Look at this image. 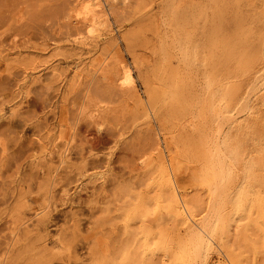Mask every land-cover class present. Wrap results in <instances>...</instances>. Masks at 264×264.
<instances>
[{
    "label": "rangeland",
    "instance_id": "rangeland-1",
    "mask_svg": "<svg viewBox=\"0 0 264 264\" xmlns=\"http://www.w3.org/2000/svg\"><path fill=\"white\" fill-rule=\"evenodd\" d=\"M88 1L0 0V264H264V0Z\"/></svg>",
    "mask_w": 264,
    "mask_h": 264
},
{
    "label": "bare ground",
    "instance_id": "bare-ground-1",
    "mask_svg": "<svg viewBox=\"0 0 264 264\" xmlns=\"http://www.w3.org/2000/svg\"><path fill=\"white\" fill-rule=\"evenodd\" d=\"M211 1H212V0H211ZM86 2H87V1H86ZM121 3H122V2H121ZM85 4H87V3H85ZM86 6H87V5H86ZM89 8H93L94 12H93V11L91 12L90 10H88ZM85 9H86V10H85V14H84V13H83V14L86 15V16L84 17V19H86L87 22H85L83 25H91L92 22L94 23L93 20L95 19V17H94V16L96 15L95 13H97V14H98V13H101V14H102V12H103L102 9H101L100 1H99V0H89V1H88V6H87V8H85ZM83 11H84V10H83ZM86 11H87V12H86ZM105 11H106V10H105ZM107 12H108V11H107ZM107 12H106V14H107ZM89 13H90V14H89ZM79 14H81L80 16L83 17L82 12L79 13ZM89 15H91V17L88 18ZM96 16H97V15H96ZM187 17H188V16H187ZM77 18H78V17L76 16V19H77ZM100 19H101V18H100ZM96 20H97V19H96ZM102 20H103V19H102ZM186 20H187V18H186ZM77 21L79 22V20H77ZM92 27H93V26H92ZM92 27L89 26V29L91 28L89 36H92V35L94 34V29H93ZM243 27H244V24H243ZM78 31H79V30H78ZM243 32H244V31H243ZM211 33H212V32H211ZM235 33H236V32H235ZM240 33H241V32H240ZM197 34H198V32H197ZM208 35H209V34H208ZM213 35H214V33H213ZM190 36H192V35H190ZM210 36H212V35H210ZM216 36H217V35H216ZM238 36H239V35H238ZM244 36H246V39H247V38H248L247 36H249V34H248V35H247V34H246V35L244 34ZM96 37H97V35H96ZM96 37H95V38H96ZM185 37L187 38V35H186ZM195 37H196V36H195ZM195 37H194V35H193V38H195ZM213 37H214V36H213ZM241 37H242V34H241ZM251 37H253L252 34H251ZM80 38H81V37H80ZM95 38H94L93 40H95ZM186 38H185V39H186ZM196 38H197V37H196ZM209 38H211V37H209ZM242 38H245V37H242ZM259 38H260V37H259ZM261 38H263V37H261ZM261 38H260V39H261ZM81 39H83V38H81ZM81 39H80V40H81ZM90 39H91V38H90ZM90 39H89V40H90ZM246 39H245V40H246ZM86 40H87V39H86ZM193 40H194V39H193ZM208 40H209V39H208ZM238 40H242V39H241V38L239 39V37H238V38H237V41H238ZM256 40H257V38H256ZM82 41H83V40H82ZM84 41H85V40H84ZM191 41H192V40H191ZM197 41H198V39H197ZM212 41H214V40L212 39ZM231 41H232V40H231ZM235 41H236V40H235ZM237 41H236V42H237ZM242 41H244V40H242ZM261 41H262V40H261ZM75 42L77 43V40H76ZM80 42H81V41H80ZM92 42H93V41H92ZM207 42H209V41H207ZM245 42H246V41H245ZM81 43H82V42H81ZM87 43H88V42H87ZM90 43H91V42H90ZM180 43H181V42H180ZM189 43H190V42H189ZM78 44H79V43H78ZM84 44H85V43H84ZM181 44H182V43H181ZM184 44H185V43H184ZM194 44H195V43H194ZM218 44H219V43H218ZM232 44H233V43H232ZM238 44H239V42H238ZM238 44H236L237 47H238V46L240 47L241 44H239V45H238ZM242 44H243V42H242ZM256 44H258V42H257ZM256 44H255V45H256ZM259 44H260V43H259ZM81 45H82V44H81ZM85 45H86V44H85ZM176 45H177V44H176ZM185 45H188V43L185 44ZM189 45H190V44H189ZM191 45H192V44H191ZM208 45H209V44H208ZM225 45H226V44H225ZM244 45H245V44H244ZM248 45H249V44H248ZM252 45H253V44H252ZM252 45L250 46L251 49H253V50L250 49L251 51L255 52V51H254L255 49L258 50V48H255V47L252 48ZM86 46H87V45H86ZM198 46H199V45H198ZM246 46H247V44H246ZM258 46H259V45H258ZM258 46H256V47H258ZM222 47H224V46L222 45ZM229 47H230V46H229ZM229 47H226V48H229ZM241 47L243 48L242 45H241ZM248 47H249V46H248ZM211 48H212V47H211ZM224 48H225V47H224ZM233 48H234V53H235V48H236V47H233ZM259 48H260V46H259ZM187 49H188V48H187ZM191 49H192V48H191ZM209 49H210V48H208L207 51H209ZM244 49H245V48H244ZM244 49H242V50H244ZM248 49H249V48H248ZM213 50H214V49H213ZM213 50H212V51H213ZM229 50H230V48H229ZM229 50H228V51H229ZM239 50H240V48H239L237 51H239ZM228 51H227V52H228ZM259 51H260V50H259ZM197 52H198V51H197ZM209 52H210V51H209ZM231 52H233L232 49H231ZM241 52L243 53V51H241ZM241 52H239V53L241 54ZM245 52L247 53L248 51L245 50ZM245 52H244V53H245ZM249 52H250V51H249ZM257 52H258V51H256V53H257ZM187 53H190V52H187ZM210 53H211V52H210ZM210 53H209V54H210ZM215 53H216V52H215ZM224 53H225V49H224ZM228 53H229V52H228ZM239 53H237V55H239ZM246 53H245V55L247 56ZM250 53H251V52H250ZM256 53H253V55H255ZM258 53H259V52H258ZM179 54H180V52H179ZM212 54H213V53H212ZM230 54H231V53H230ZM197 55H198V54H197ZM205 55H206V54H205ZM223 55H224V54H223ZM228 55H229V54H228ZM231 55H233V54H231ZM231 55H230V56H231ZM245 55H244V56H245ZM251 55H252V54H251ZM257 55H258V54H257ZM257 55H256V56H257ZM181 56H182V55H181ZM188 56H189V54H188ZM213 56H214V55H213ZM216 56H217V55L215 54V57H216ZM220 56L222 57V55H220ZM220 56H219V57H220ZM239 56H240V55H239ZM244 56L242 55V58H243ZM246 56H245V57H246ZM210 57H211V56H210ZM215 57H214V58H215ZM224 57H225V56H224ZM231 57L234 58V56H231ZM236 57H237V56H236ZM248 57H250V55H249ZM253 57H255V56H253ZM187 58H188V57H187ZM207 58H208V56H207ZM216 58H218V56H217ZM216 58H215V60H216ZM226 58H227V57H226ZM251 58H252V57H251ZM256 58H257V57H256ZM256 58H255V59H256ZM259 58H260V57H259ZM261 58H263V57H261ZM183 59H184V57H183ZM189 59H190V58H189ZM209 59H210V58H209ZM221 59H222V58H221ZM239 59H240V58H239ZM243 59H244V60H243ZM243 59H242V60H243L244 62H246V61H245V58H243ZM246 59H247V57H246ZM252 59H253V58H252ZM252 59H251V60H252ZM185 60H186V58H185ZM211 60H213V59L211 58ZM211 60H210V61H211ZM224 60H225V58H224ZM224 60L222 59V61H224ZM234 60H235V58H234ZM237 60H238V59H237ZM242 60H241V61H242ZM253 60H254V59H253ZM253 60H252L251 62H253ZM210 61H208L207 63H210ZM216 61H217V60H216ZM219 61H220V60H219ZM225 61H226V60H225ZM225 61H224V62H225ZM227 61H228V60H227ZM238 61H239V60H238ZM243 61H242V62H243ZM247 61L250 62V59L247 60ZM188 62H189V61H188ZM188 62H187V63H188ZM194 62H195V61H194ZM217 62H218V61H217ZM244 62H243V63H244ZM219 63L222 64L221 61H220ZM219 63H217V64H219ZM231 63H232V62H231ZM205 64H206V63H205ZM210 64H211V63H210ZM217 64H216V66H217ZM225 64H227V63H224V65H225ZM237 64H239V62H237ZM241 64H242V63H241ZM248 64H249V63H248ZM222 65H223V64H222ZM222 65H221V66H222ZM224 65H223V67L226 66V65H225V66H224ZM235 65H236V64H235ZM252 65H253V64H252ZM184 66H185V65H184ZM188 66H189V65H188ZM211 66H212V65H211ZM238 66H239V65H238ZM240 66H241V65H240ZM247 66H248V65H247ZM250 66H251V65H250ZM122 67H123L122 70H123L124 73H123V77H122L121 82H120V86H121V87H129V86L132 85L131 72H130V70H129L127 67L124 66V64H123ZM186 67H187V66H186ZM217 67H219V65H218ZM230 67H231V65H230ZM248 67H249V66H248ZM208 68H209V64H208ZM227 68H228V67H227ZM240 68H241V67H240ZM240 68H239V69H240ZM243 68H245V67H243V65H242V68H241V69H243ZM120 69H121V68H120ZM184 69H185V68H184ZM189 69H190V68H189ZM189 69H188V70H189ZM209 69H211V68H209ZM216 69H217V68H216ZM222 69H224V68H221V70H222ZM241 69H240V71H243V70H241ZM190 70H191V69H190ZM190 70H189V72H190ZM219 70H220V67H219L217 73L219 72ZM232 70H233V69H232ZM236 70H237V68H236ZM182 71H183V70H182ZM186 72H187V71H186ZM186 72H185V74H186ZM190 73H191V72H190ZM215 73H216V72H215ZM217 73H216V75H217ZM243 73H244V72H243ZM219 74H220V73H219ZM221 74H222V73H221ZM189 75H190V74H189ZM211 75H212V74H211ZM224 75H225V74L223 73V76H224ZM246 75H247V74H246ZM183 77H185V76H183ZM214 78H215V76H214ZM178 79H179V78H178ZM184 79H185V78H184ZM212 79H213V78H212ZM182 80H183V79H182ZM213 80H214V79H213ZM189 81H190V80H189ZM179 82H180V80H179ZM182 82H183V81H182ZM234 82H235V81H234ZM206 83H207V82H206ZM225 83H226V82H225ZM242 83H243V82H242ZM240 84H241V81H240ZM240 84H239V85H240ZM180 85H181V84H180ZM199 85H200V84H199ZM221 85H222V84H221ZM232 85H233V84H232ZM184 86H185V85H184ZM236 86H237V85H236ZM236 86H235V87H236ZM174 87H175V86H174ZM179 87H180V86H179ZM211 87H212V86H211ZM231 87H232V86H231ZM231 87H230V88H231ZM177 88H178V86H177ZM202 88H203V87H202ZM212 88H213V87H212ZM230 88H229L228 90H230ZM219 89H220V87H219ZM233 89H234V88H233ZM175 90H176V89H175ZM196 90H197V89H196ZM228 90H227V91H228ZM235 90H237V87L235 88ZM238 90H239V89H238ZM177 91H178V90H177ZM179 91H180V90H179ZM231 92H232V91H231ZM234 92H235V91H234ZM196 93H197V92H196ZM211 93H212V92H211ZM228 93H229V92H228ZM208 94H209V92H208ZM225 94H227V93H225ZM206 95H207V93H206ZM206 95H205V96H206ZM232 95H234V94H232ZM176 96H177V95H176ZM211 96H212V95H211ZM230 97H231V96H230ZM174 98H175V97H174ZM233 98H234V97H233ZM244 98H246V97H244ZM195 99H196V98H195ZM204 99H208V97H207V98H204ZM173 100H174V99H173ZM198 100H199V99H198ZM227 100H228V99H227ZM242 100H243V99H242ZM242 100H241V101H242ZM201 101H202V100H201ZM229 101H230V100H229ZM178 102H179V99H178ZM204 102H205V101H204ZM204 102H203V104H204ZM206 102H208V101H206ZM212 102H213V101H212ZM225 102H226V101H225ZM230 102H232V101H230ZM227 103H228V102H227ZM174 104H176V103L174 102ZM179 104H180V103H179ZM198 104H199V103H198ZM200 104H201V102H200ZM207 104H208V103H206L205 105H207ZM229 104H230V103H229ZM212 105H213V104H212ZM212 105H211V106H212ZM182 106H183V104H182ZM189 106H190V105H189ZM202 106H203V105H202ZM228 106H230V105H228ZM180 107H181V106H180ZM186 107H187V106H186ZM205 107H206V106H205ZM207 107H208V106H207ZM178 108H179V107H178ZM187 108H188V107H187ZM198 108H199V107H198ZM203 108H204V107H203ZM241 108H242V107H241ZM176 109H177V108H176ZM207 109H208V108H207ZM207 109H206L205 112H207ZM227 109H228V107H227ZM243 109H244V108H243ZM181 110H182V109H181ZM186 110H187V109H186ZM201 110H203V109H201ZM236 110H237V109H236ZM240 110H241V109H240ZM203 111H204V110H203ZM215 111H216V109H215ZM185 112H186V111H185ZM238 112H239V111H238ZM215 113H216V112H215ZM215 113H214V114H215ZM228 113H229V112H228ZM222 114H223V113H222ZM222 114H221V115H222ZM236 115H237V114H236ZM225 116H227V115H225ZM225 116H224V117H225ZM220 118H221V117H220ZM220 118H219L218 120H221ZM207 119H208V118H207ZM207 119H206V120H207ZM232 120H233V119H232ZM223 121H224V120H223ZM205 122H206V121H205ZM224 122H225V121H224ZM217 123H218V122H216V124H217ZM219 123H221V122H219ZM205 124H206V123H205ZM223 124H224V123H223ZM214 125H215V124H214ZM217 126H219V125H217ZM203 127H204V126H203ZM203 127H202V128H203ZM207 127L209 128L210 126H207ZM203 129H204V128H203ZM203 129H202V130H203ZM213 129H214V128H213ZM205 130H206V129H204V132H205ZM209 130H210V129H209ZM211 130H212V129H211ZM202 132H203V131H202ZM208 132H209V131H208ZM211 133H212V132H211ZM211 133H210V134H211ZM200 134H201V133H200ZM200 134H199V135H200ZM203 134H204V133H203ZM205 134H206V133H205ZM212 134H213V133H212ZM214 135H215V134H214ZM229 135H230V134H229ZM202 136H203V135H202ZM205 136H206V135H205ZM211 136H212V135H211ZM211 136H210V137H211ZM226 136H227V134H226ZM213 137H215V136H213ZM213 137H212V138H213ZM201 138H202V137H201ZM199 139H200V138H199ZM199 139H197V140H199ZM210 139H211V138H210ZM200 140H201V139H200ZM226 141H227V139H226ZM204 142H205V141H204ZM204 142H203V143H204ZM214 144H215V142H214ZM223 144H224V143H223ZM207 145H208V143H207ZM210 146H211V145H210ZM210 146H208V147H210ZM212 146H213V145H212ZM203 147H204V146H203ZM203 147H202V148H203ZM213 147H214V146H213ZM217 147H218V146H217ZM199 148L202 149L201 147H199ZM257 148H258V147H257ZM200 149H199V150H200ZM211 149H212V147H211ZM213 149H214V148H213ZM220 150H221V149H220ZM220 150H219V151H220ZM202 151H203V149H202ZM203 152H204V151H203ZM220 152H221V151H220ZM210 153H211V152H210ZM213 153H214V152H213ZM203 155H204V154H203ZM209 155H210V154H209ZM210 156H211V155H210ZM222 156H223V155H222ZM212 157L215 159L214 155H212L211 158H212ZM202 158H203V157H202ZM209 158H210V157H209ZM206 159H207V158H206ZM210 160H211V159H210ZM225 160H226V158H225ZM202 161H203V160H202ZM202 161H200V162H202ZM204 161L206 162V160H204ZM214 161L216 162V159H215ZM219 161H220V160H219ZM219 161H218V162H219ZM226 161H227V160H226ZM205 162H204V163H205ZM215 162H214L213 164H215ZM256 162H257V161H256ZM211 163H212V162H211ZM240 163H241V162H240ZM240 163H239V164H240ZM228 164H229V163H228ZM218 165H219V163H218ZM203 166H204V164H203ZM215 166H216V165H215ZM230 166H231V164H230ZM209 167H210V166H209ZM212 167H213V166H212ZM221 167H222V166H221ZM203 168H205V167H203ZM217 168H218V167H217ZM231 168H232V167H231ZM251 168H252V167H251ZM201 169H202V167H201ZM219 169H220V168H219ZM203 170L205 171L206 169H203ZM203 170H202V171H203ZM208 170H209V169H208ZM215 170H216V169H215ZM215 170H214V171H215ZM223 170H224V169H223ZM220 171H221V170H220ZM224 172H225V171H224ZM249 172H250V171H249ZM205 173H206V172H205ZM208 173H209V172H208ZM215 173L217 174V172H215ZM235 173H236V171H235ZM220 174H222V173L220 172ZM223 174H224V173H223ZM230 174H231V173H230ZM230 174H229V175H230ZM244 174H245V173H244ZM225 175H226V174H225ZM227 175H228V174H227ZM220 176H221V175H220ZM220 176H219V174H218L216 177H220ZM222 176H223V175H222ZM230 177H232V174H231ZM214 178H215V177H214ZM225 179H227V178L225 177ZM225 179H224V181H226ZM228 179H229V177H228ZM228 179H227V180H228ZM224 181H223V182H224ZM209 182L211 183V181H209ZM217 182H218V181H217ZM226 182H228V181H226ZM231 182H232V180H231ZM221 183H222V182H221ZM232 183H233V182H232ZM236 183H237V182H236ZM234 184H235V183H234ZM217 185H220V183H218ZM224 185H225V184H224ZM211 186H212V185H211ZM221 186H222V185H221ZM223 187H224V186H223ZM223 187H220V186L218 187V189H217V191H219L218 194L222 192V188H223ZM225 187H226V186H225ZM227 187H228V186H227ZM227 187H226V188H227ZM213 188H214V187H213ZM228 189H229V188H228ZM235 190H236V189H235ZM238 190H240V189H238ZM213 191H214V190H213ZM226 191H227V190H226ZM227 192H228V191H227ZM225 193H226V192H225ZM236 193H237V192H236ZM227 195H228V194H227ZM222 196H223V195H222ZM226 197H227V196H226ZM219 198H220V197H219ZM221 199H222V198H221ZM219 200H220V199H219ZM169 202H170V201H169ZM225 205H226V204H225ZM210 206H211V205H210ZM222 206H223V205H222ZM230 206H231V205H230ZM225 207H226V206H225ZM223 208H224V207H223ZM176 209H177V208H176ZM225 209H226V208H225ZM176 213H177V212H176ZM178 213H179V212H178ZM180 214H181V213H180ZM187 218H188V217H187ZM179 219H180V218H179ZM208 219H209V218H208ZM188 220H189V219H188ZM212 220H213V219H212ZM190 222H191V221H190ZM191 223H192V222H191ZM209 223H210V222H209ZM187 225H188V224H187ZM209 226H210V225H209ZM204 227H205V226H204ZM207 227H208V225H207ZM187 229H189V228H187ZM215 231H216V230H215ZM191 232H192V231H191ZM193 235H194V234H193ZM196 235H197V234H196ZM196 238H197V236H196ZM204 244H205V243H204ZM194 246H195V245H194ZM196 247H197V245H196ZM199 247H200V245L198 246V249H200ZM203 247H204V245H203ZM203 247H202V248H203ZM202 248H201V249H202ZM198 251H199V250H198ZM199 255H200V253H199Z\"/></svg>",
    "mask_w": 264,
    "mask_h": 264
}]
</instances>
